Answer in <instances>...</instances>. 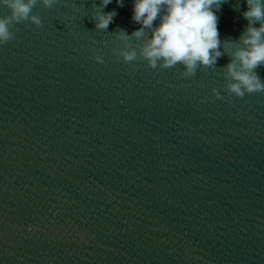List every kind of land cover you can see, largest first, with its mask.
I'll list each match as a JSON object with an SVG mask.
<instances>
[{"label":"water","instance_id":"water-1","mask_svg":"<svg viewBox=\"0 0 264 264\" xmlns=\"http://www.w3.org/2000/svg\"><path fill=\"white\" fill-rule=\"evenodd\" d=\"M132 7L38 3L41 26L0 44V264H264V92L225 79L246 0L222 4L225 54L189 78L117 59L150 37L118 35Z\"/></svg>","mask_w":264,"mask_h":264},{"label":"clouds","instance_id":"clouds-1","mask_svg":"<svg viewBox=\"0 0 264 264\" xmlns=\"http://www.w3.org/2000/svg\"><path fill=\"white\" fill-rule=\"evenodd\" d=\"M120 7L124 0H116ZM227 0H133L132 21L139 24L137 30L128 34L119 30L121 38L134 36L141 39L146 30L150 37L137 52L135 49H123L117 59L125 62L135 61L142 57L152 68L183 66L184 78L194 77L199 68H214L225 53L221 51L222 40L218 29L222 4ZM11 10L7 17H0V44L11 42L15 38L12 31L15 24L31 20L37 27L42 21L39 15L32 14L33 8L42 3L47 8L53 7L58 0H0ZM112 0H102L103 6ZM247 10L242 16L247 26L242 32L240 43L231 53L226 65L225 79L229 82L226 91L229 97L233 94L243 98L245 94L264 92V80L257 68L264 66V0H246ZM115 11L99 12L93 19L97 29L107 30ZM158 21V23H157ZM259 25L258 27L256 25ZM95 60L103 63V57L95 55ZM213 93L223 99L217 89Z\"/></svg>","mask_w":264,"mask_h":264}]
</instances>
